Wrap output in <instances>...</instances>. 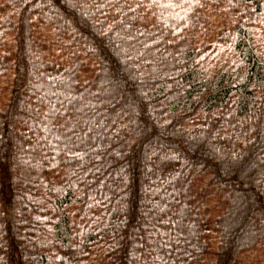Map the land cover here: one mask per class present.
<instances>
[{"label": "trees", "instance_id": "16d2710c", "mask_svg": "<svg viewBox=\"0 0 264 264\" xmlns=\"http://www.w3.org/2000/svg\"><path fill=\"white\" fill-rule=\"evenodd\" d=\"M0 264H264V0H0Z\"/></svg>", "mask_w": 264, "mask_h": 264}]
</instances>
